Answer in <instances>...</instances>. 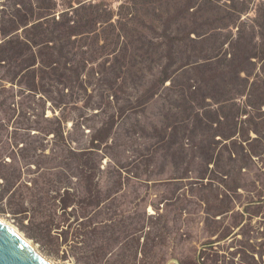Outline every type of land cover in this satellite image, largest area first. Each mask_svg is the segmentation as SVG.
I'll return each instance as SVG.
<instances>
[{
    "label": "rangeland",
    "instance_id": "rangeland-1",
    "mask_svg": "<svg viewBox=\"0 0 264 264\" xmlns=\"http://www.w3.org/2000/svg\"><path fill=\"white\" fill-rule=\"evenodd\" d=\"M0 221L52 264H264V0H0Z\"/></svg>",
    "mask_w": 264,
    "mask_h": 264
},
{
    "label": "water",
    "instance_id": "water-1",
    "mask_svg": "<svg viewBox=\"0 0 264 264\" xmlns=\"http://www.w3.org/2000/svg\"><path fill=\"white\" fill-rule=\"evenodd\" d=\"M0 264H50L20 234L0 222Z\"/></svg>",
    "mask_w": 264,
    "mask_h": 264
},
{
    "label": "bare ground",
    "instance_id": "bare-ground-1",
    "mask_svg": "<svg viewBox=\"0 0 264 264\" xmlns=\"http://www.w3.org/2000/svg\"><path fill=\"white\" fill-rule=\"evenodd\" d=\"M0 222H1V221H0ZM2 223H3V222H2ZM3 224H5V223H3ZM5 225H6L7 227H9L10 229H12V230L14 229V228H13L12 226H10V225H7V224H5ZM14 230H15V229H14ZM14 230H13V231H14ZM14 232H16V231H14ZM16 233H18V232H16ZM18 234H19V233H18ZM21 237H22V236H21ZM23 239H24V238H23ZM24 241H25L27 244H29V245H30L35 251H37V249H35L30 243L27 242V240L24 239ZM41 256H42V255H41ZM48 262H49L50 264H52L49 260H48Z\"/></svg>",
    "mask_w": 264,
    "mask_h": 264
},
{
    "label": "trees",
    "instance_id": "trees-1",
    "mask_svg": "<svg viewBox=\"0 0 264 264\" xmlns=\"http://www.w3.org/2000/svg\"><path fill=\"white\" fill-rule=\"evenodd\" d=\"M185 6H186L187 8H189V7H188V4H185L184 6L182 5L180 8L183 10V9L185 8ZM190 10L195 11L196 9L192 6ZM42 98H43V96H42ZM51 106H52V105H51ZM45 111H46V110H45ZM53 112L55 113V110H53Z\"/></svg>",
    "mask_w": 264,
    "mask_h": 264
}]
</instances>
